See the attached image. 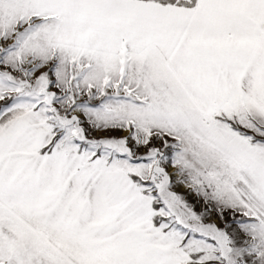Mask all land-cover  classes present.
<instances>
[{"label":"snow or ice","instance_id":"obj_1","mask_svg":"<svg viewBox=\"0 0 264 264\" xmlns=\"http://www.w3.org/2000/svg\"><path fill=\"white\" fill-rule=\"evenodd\" d=\"M0 264H264V0H0Z\"/></svg>","mask_w":264,"mask_h":264}]
</instances>
